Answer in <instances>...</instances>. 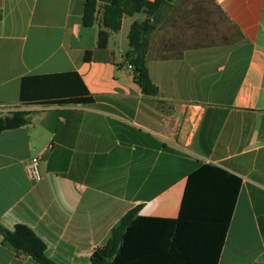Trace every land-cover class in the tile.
I'll use <instances>...</instances> for the list:
<instances>
[{"label":"crops","instance_id":"obj_1","mask_svg":"<svg viewBox=\"0 0 264 264\" xmlns=\"http://www.w3.org/2000/svg\"><path fill=\"white\" fill-rule=\"evenodd\" d=\"M112 1L98 0L86 27L84 0H0V115L31 117L0 134V226H29L57 264H91L130 210L177 218L188 176L211 164L242 180L232 219L183 224L178 264H264V0H210L223 24L194 11L178 38H150L154 27L146 63L155 98L126 60L143 14L111 31L102 15ZM70 74L92 103L50 104L69 91L66 78L22 102L24 79ZM35 156L40 180L27 174ZM0 264L40 263L0 234Z\"/></svg>","mask_w":264,"mask_h":264},{"label":"trees","instance_id":"obj_2","mask_svg":"<svg viewBox=\"0 0 264 264\" xmlns=\"http://www.w3.org/2000/svg\"><path fill=\"white\" fill-rule=\"evenodd\" d=\"M83 24L93 26L97 21L98 0H84ZM174 0H113L105 6L102 23L105 28L118 32L124 16L143 14L146 19L154 18L165 5ZM134 21L129 32L130 50L127 62L133 67L134 81L147 97L159 95V87L152 81L146 59L149 50L148 34L154 28ZM89 55V53H88ZM75 76V75H74ZM70 75H55L26 78L22 85L21 99L25 104H35L41 92L40 87L48 86L51 79H68L64 96L52 99L50 104L70 105L92 103L93 97L82 84V90L69 82ZM43 80V82H42ZM61 81V80H59ZM65 81V80H64ZM65 87V88H66ZM34 90V91H32ZM32 91V93H31ZM27 111H17L12 116L18 122L5 123L0 115V134L7 129L31 123ZM242 180L238 176L211 164H204L192 172L187 179L180 213L177 218H147L138 216L140 207L126 213L113 227L105 245L97 247L91 256V264H178V233L185 223H206L226 226L231 222ZM0 234L19 257H32L40 264H57L47 256V244L29 226L17 224L8 230L0 226ZM181 250V249H180ZM171 254V255H170ZM167 257V258H165ZM190 264V263H189Z\"/></svg>","mask_w":264,"mask_h":264},{"label":"rangeland","instance_id":"obj_3","mask_svg":"<svg viewBox=\"0 0 264 264\" xmlns=\"http://www.w3.org/2000/svg\"><path fill=\"white\" fill-rule=\"evenodd\" d=\"M194 11L201 14L202 20L208 18L211 24L215 22H218L219 25L223 24L222 15L210 0H177L171 5L165 6L154 19L150 18L149 23L154 24L155 27L154 31L150 33V38L161 32L168 34L170 37L175 35L178 38L179 33L183 30L182 26L186 24L190 17L189 14H194ZM145 19L146 16L142 15L141 21ZM130 22V18L125 20L126 29H128Z\"/></svg>","mask_w":264,"mask_h":264},{"label":"built area","instance_id":"obj_4","mask_svg":"<svg viewBox=\"0 0 264 264\" xmlns=\"http://www.w3.org/2000/svg\"><path fill=\"white\" fill-rule=\"evenodd\" d=\"M130 68H133L129 65ZM13 110L9 108L6 112H12ZM40 164L41 158L39 156H35L32 158L31 162L27 166V174L33 180H40L41 173H40Z\"/></svg>","mask_w":264,"mask_h":264},{"label":"water","instance_id":"obj_5","mask_svg":"<svg viewBox=\"0 0 264 264\" xmlns=\"http://www.w3.org/2000/svg\"><path fill=\"white\" fill-rule=\"evenodd\" d=\"M150 22V19H146V21H145V25L147 24V23H149ZM16 122H18V119L16 118V117H14V116H6L5 117V123L8 125V124H12V123H16Z\"/></svg>","mask_w":264,"mask_h":264}]
</instances>
